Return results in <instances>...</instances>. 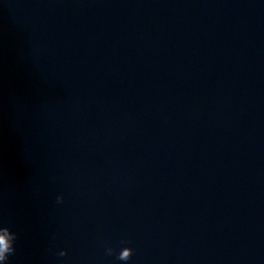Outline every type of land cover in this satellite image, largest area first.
<instances>
[{
	"label": "clouds",
	"instance_id": "obj_1",
	"mask_svg": "<svg viewBox=\"0 0 264 264\" xmlns=\"http://www.w3.org/2000/svg\"><path fill=\"white\" fill-rule=\"evenodd\" d=\"M58 201L62 200V197L57 198ZM17 239L16 233H14L9 227H0V261H7L9 256L14 253V244ZM113 249L108 248L107 253L111 255ZM60 256H65L66 252H61ZM133 250L130 247H124L118 254L117 259L127 262L131 259Z\"/></svg>",
	"mask_w": 264,
	"mask_h": 264
}]
</instances>
